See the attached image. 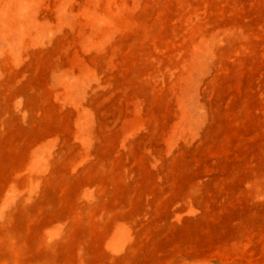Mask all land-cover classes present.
Wrapping results in <instances>:
<instances>
[{
  "label": "rangeland",
  "instance_id": "rangeland-1",
  "mask_svg": "<svg viewBox=\"0 0 264 264\" xmlns=\"http://www.w3.org/2000/svg\"><path fill=\"white\" fill-rule=\"evenodd\" d=\"M0 264H264V0H0Z\"/></svg>",
  "mask_w": 264,
  "mask_h": 264
}]
</instances>
